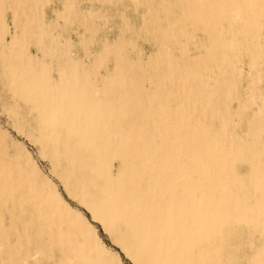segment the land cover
Instances as JSON below:
<instances>
[{"label":"bare ground","instance_id":"6f19581e","mask_svg":"<svg viewBox=\"0 0 264 264\" xmlns=\"http://www.w3.org/2000/svg\"><path fill=\"white\" fill-rule=\"evenodd\" d=\"M175 2L181 18L211 35L220 51L264 22V0ZM23 6V0H0V50L11 58L5 69L14 102L6 110L20 135L17 119H31L34 142L46 151L50 173L67 193L135 264H216L222 251L215 241L224 237L226 224L258 233L249 247L255 253L250 264H264V155L226 143L227 119L216 95L223 83L214 92L193 72L210 54L189 58L183 50L179 56L169 51L151 66L126 58L122 43L103 41L92 57L80 60L71 56V46L50 38L44 43L46 26L23 16ZM73 15L83 42L91 13ZM32 27L41 28L42 37L34 38ZM171 37L170 30L162 33L160 51ZM109 50L112 68L92 75L101 65L96 57ZM146 68L156 73L140 74ZM10 146L13 153L8 145L0 149V264H119L37 175L23 149ZM237 159L249 162L246 178L229 166ZM16 223L22 228L16 230ZM62 223L68 225L64 230Z\"/></svg>","mask_w":264,"mask_h":264},{"label":"rangeland","instance_id":"374dc122","mask_svg":"<svg viewBox=\"0 0 264 264\" xmlns=\"http://www.w3.org/2000/svg\"><path fill=\"white\" fill-rule=\"evenodd\" d=\"M70 4L72 5L70 6ZM23 5V16L39 23V25L46 26V38L42 37L41 28H29V31L35 33H33L34 38L41 35V40L44 43H47L50 38L53 41H60L66 47L71 46V52H73L71 56L80 60L83 58L87 61L85 55H89L88 58L92 57V54L98 50L97 43L103 41L122 43L121 53L126 58L138 57L143 61H150L151 66H153L154 60L160 59L158 57L164 58L165 54H170V52L179 56L183 50L189 58L210 54L211 59L206 61V64L199 63L193 72L203 86L210 84V89L214 92H216L218 83H223V92L221 94L216 92V95L222 101L221 116L227 119L226 143L236 147L234 149L248 148L250 151L256 152L253 154H257V158L264 155V22L257 31H247L244 34L245 38H241L240 43H231L232 45L230 44L220 51L219 48H215L211 44V35L191 28L181 18L177 12L179 10L175 0H111L110 2L105 0H67V4L65 0H23ZM80 10L86 14L91 13L90 20L85 21L91 32L85 34L83 42H80L76 37L75 29L80 23H77L73 18V14L79 13ZM72 11L74 12L72 13ZM235 17L234 19H236ZM143 18L147 19V23L142 24ZM165 30L166 32L170 30L172 37L163 44L160 51V37ZM226 36V41L229 42L231 34L227 33ZM25 43L23 42V49L26 50L28 46ZM19 49V45L14 46V51ZM98 56L95 61L101 65L93 68L92 75L104 74L106 70L112 68L111 63L114 58L112 50L111 52L110 50L105 53L100 52ZM9 59L11 58L2 55L0 50V149L8 145L9 152L13 153L14 147L10 146V143L13 142L20 146L26 158L30 159L29 163L32 162L31 165L33 164L35 171L38 172L37 175L49 181L61 202L83 218L84 222L89 225L87 226L95 233L99 244L120 261L119 264H135L104 230L102 224L98 220L92 219L90 211L71 197L57 178L50 173L51 167L46 151L41 145L34 142L37 133L33 130L31 119H17L19 129L24 135H29L28 137L20 135L12 126V122L15 120L9 116L10 114L6 110L10 107L14 108L6 81L8 75L5 68ZM151 70L152 68L150 71L146 68L145 73L140 74L156 73L155 70L152 72ZM144 83L148 86L147 81ZM175 95L176 90L173 89L172 100L175 99ZM19 111L17 110V113H20ZM212 123L217 126L218 119ZM180 157H184V154H180ZM26 158L23 157V165L26 163ZM233 163L229 166L234 173L246 178L249 162L246 159H237ZM13 184L17 187L21 186L15 180ZM190 193L192 194V192ZM24 194L23 192V200L26 197ZM61 225L63 230L68 227L65 223ZM241 226L243 225H235L233 228L231 224H226L224 226L226 230L223 227V232L226 233L221 238L222 241L221 239L215 241L221 245L222 251L220 260L215 262L216 264H250L253 262L255 253L250 251L249 247L258 233L250 235L251 230L248 232V226ZM21 228L22 224H15L16 230ZM215 242L214 244H217ZM225 243L228 244L225 245ZM42 256V259H45L43 254Z\"/></svg>","mask_w":264,"mask_h":264}]
</instances>
